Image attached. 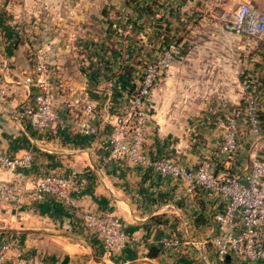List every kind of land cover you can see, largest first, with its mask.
Listing matches in <instances>:
<instances>
[{
  "label": "crops",
  "instance_id": "0c3cea01",
  "mask_svg": "<svg viewBox=\"0 0 264 264\" xmlns=\"http://www.w3.org/2000/svg\"><path fill=\"white\" fill-rule=\"evenodd\" d=\"M241 1L264 12V0L0 4V153L31 156L29 165L0 170V179L25 183L37 175H64L72 180L74 201L67 205L45 195L1 207L0 264H260L236 256L218 259L210 238L222 233L214 222L225 206L220 196L202 187L190 192L184 179L112 155L107 140L126 111L133 76L173 42L178 51L148 98L143 152L187 170L207 160L212 174L241 178L250 160L264 158V35L248 38L233 28ZM42 46L57 117L38 130L25 111L37 93L33 58ZM245 95L263 119L253 132L242 116L239 146L227 162L219 146L227 119ZM84 104L92 107L89 118ZM83 121L97 133L83 132ZM85 214L115 217L126 247L106 250L86 227ZM240 229L236 216L225 232Z\"/></svg>",
  "mask_w": 264,
  "mask_h": 264
},
{
  "label": "built area",
  "instance_id": "2783aa9c",
  "mask_svg": "<svg viewBox=\"0 0 264 264\" xmlns=\"http://www.w3.org/2000/svg\"><path fill=\"white\" fill-rule=\"evenodd\" d=\"M232 25L237 32L248 38L262 39L264 12L248 2L241 1L235 9ZM177 51L175 43L165 44L137 74V83L126 96V111L116 117L115 133L107 136L111 154H123L131 163L151 167L163 176L184 179L190 192L195 187H202L210 194L220 196L225 206L223 212L214 215V222L222 233L213 234L210 238L218 259L224 261L227 256H236L264 264V158L252 159L247 172L241 178L229 172L212 174L207 160H202L196 167L187 170L170 159H153L142 150L145 128L150 118L148 98L160 77L169 68ZM33 60L37 93L34 95L32 106L25 114L36 129L44 130L57 117L52 108V82L47 49L39 47L34 52ZM243 99V103L233 109L227 119L219 146V151L227 162L234 159L239 146V125L242 116L247 117L253 132L258 128L254 100L248 95ZM76 102H79V99ZM83 111L89 118L92 107L84 104ZM79 128L85 133H97L96 128L88 121L81 122ZM30 161L31 156L28 153L16 157L0 153V170L29 165ZM71 185L70 177L52 173L37 175L25 183L0 179V208H16L26 198L35 200L45 195H53L67 205H74L70 195ZM236 216H239L241 221L239 232H225ZM84 221L88 229L99 235L106 250L119 252L126 247L128 238L122 224L112 215L85 214ZM8 247L9 244H5L3 249Z\"/></svg>",
  "mask_w": 264,
  "mask_h": 264
},
{
  "label": "rangeland",
  "instance_id": "374dc122",
  "mask_svg": "<svg viewBox=\"0 0 264 264\" xmlns=\"http://www.w3.org/2000/svg\"><path fill=\"white\" fill-rule=\"evenodd\" d=\"M8 1H9V0H0V4H1V5H5V6H7L8 3H6V2H8ZM3 2H5V3H3ZM139 71H141V70L139 69ZM139 73H140V72H138V74H139ZM135 79H136V80H135ZM137 80H138V75L133 76V84H132V87L136 85ZM231 110H232V109H230V112H231ZM256 115H257L258 122H259L260 119H261V120L263 119L262 117H260V119H259V114H258V112H256ZM228 117H229V116H228ZM226 119H227V117H226ZM255 159H259V158H255ZM250 162H251V160H250Z\"/></svg>",
  "mask_w": 264,
  "mask_h": 264
},
{
  "label": "trees",
  "instance_id": "16d2710c",
  "mask_svg": "<svg viewBox=\"0 0 264 264\" xmlns=\"http://www.w3.org/2000/svg\"><path fill=\"white\" fill-rule=\"evenodd\" d=\"M152 256H155L154 254H151Z\"/></svg>",
  "mask_w": 264,
  "mask_h": 264
}]
</instances>
